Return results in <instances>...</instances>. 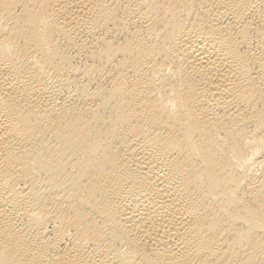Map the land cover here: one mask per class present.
I'll return each instance as SVG.
<instances>
[{"label":"bare ground","instance_id":"obj_1","mask_svg":"<svg viewBox=\"0 0 264 264\" xmlns=\"http://www.w3.org/2000/svg\"><path fill=\"white\" fill-rule=\"evenodd\" d=\"M0 264H264V0H0Z\"/></svg>","mask_w":264,"mask_h":264}]
</instances>
